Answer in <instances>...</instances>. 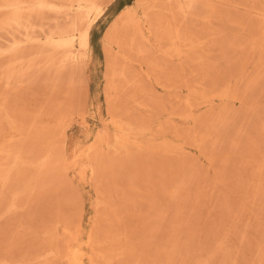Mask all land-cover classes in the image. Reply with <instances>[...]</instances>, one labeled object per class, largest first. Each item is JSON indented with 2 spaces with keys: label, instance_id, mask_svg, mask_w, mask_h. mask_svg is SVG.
I'll list each match as a JSON object with an SVG mask.
<instances>
[{
  "label": "rangeland",
  "instance_id": "374dc122",
  "mask_svg": "<svg viewBox=\"0 0 264 264\" xmlns=\"http://www.w3.org/2000/svg\"><path fill=\"white\" fill-rule=\"evenodd\" d=\"M190 1L158 0L177 15L143 22L141 55L108 34L126 7L149 10L114 0L55 93L44 73L8 84L0 56L15 121L0 166L22 150L0 177V264H264V0ZM111 66L128 71L114 89Z\"/></svg>",
  "mask_w": 264,
  "mask_h": 264
},
{
  "label": "bare ground",
  "instance_id": "6f19581e",
  "mask_svg": "<svg viewBox=\"0 0 264 264\" xmlns=\"http://www.w3.org/2000/svg\"><path fill=\"white\" fill-rule=\"evenodd\" d=\"M113 1L0 0V56L4 55V58H8L7 65L4 68L1 67V70L6 82L8 84L26 82L30 78L39 80L43 73L49 74L48 77L53 75V79L49 83L53 86L52 93H55V89L61 82V76L66 74L70 80L78 72L79 66L88 54L92 27L102 18L107 6ZM170 3L172 2L170 1ZM136 4L138 7L149 10L145 15L146 21L139 20L135 11L126 7L121 11L118 21L108 34V42L119 46L121 54L124 52L125 46L124 43L121 44V38L131 43L130 50H137L141 55L148 53L147 49L137 43L143 35V22L149 24L155 34L156 30L160 29V25H164L165 22L167 29L170 28L172 21L176 18L175 15H177V13L174 15L171 12L169 17L165 15L164 10L157 11L158 0H136ZM188 8L195 11L198 8V0H191L188 3ZM178 10H182L180 6H178ZM183 36V30L180 29L179 41H182ZM2 40H6L8 45L3 47ZM256 47L259 49L257 41ZM177 51L180 53L179 49ZM112 67L110 81L112 89H114L116 87L115 79L117 82L121 78H127L128 71L125 68L112 71ZM0 111L3 115V118L0 116V126L6 119L8 125L14 128L15 121L10 115L8 107L0 103ZM111 117L117 118V114L111 112ZM125 126L123 123L121 130ZM15 130L22 132V128L17 127ZM123 137L118 138L122 139ZM92 149L91 147L89 151ZM10 153H12L10 148L0 147V155L10 157ZM20 161H22V150L19 148L15 152L14 162L10 168L0 166V177L5 183L10 181L15 167L14 163L18 164ZM41 164L43 170L48 172L50 170L47 169L53 165V161L48 158ZM80 254L82 251L79 247L71 248V258L75 259Z\"/></svg>",
  "mask_w": 264,
  "mask_h": 264
}]
</instances>
